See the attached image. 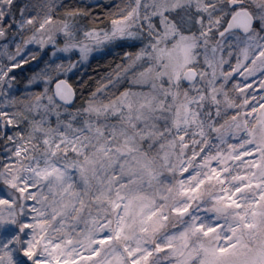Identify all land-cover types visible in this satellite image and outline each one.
<instances>
[{
  "label": "snow or ice",
  "instance_id": "obj_1",
  "mask_svg": "<svg viewBox=\"0 0 264 264\" xmlns=\"http://www.w3.org/2000/svg\"><path fill=\"white\" fill-rule=\"evenodd\" d=\"M0 264H264V0H0Z\"/></svg>",
  "mask_w": 264,
  "mask_h": 264
},
{
  "label": "trees",
  "instance_id": "obj_2",
  "mask_svg": "<svg viewBox=\"0 0 264 264\" xmlns=\"http://www.w3.org/2000/svg\"><path fill=\"white\" fill-rule=\"evenodd\" d=\"M95 63V61L93 62V64ZM92 72H93V65L92 64H90V65H88V67H87V74L88 75H92Z\"/></svg>",
  "mask_w": 264,
  "mask_h": 264
}]
</instances>
